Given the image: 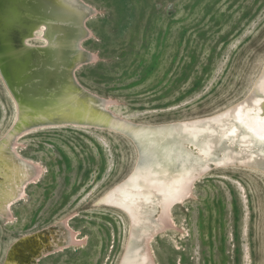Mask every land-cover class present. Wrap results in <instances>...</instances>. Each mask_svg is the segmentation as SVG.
Returning a JSON list of instances; mask_svg holds the SVG:
<instances>
[{"label": "rangeland", "instance_id": "1", "mask_svg": "<svg viewBox=\"0 0 264 264\" xmlns=\"http://www.w3.org/2000/svg\"><path fill=\"white\" fill-rule=\"evenodd\" d=\"M83 1L92 13L82 45L94 58L76 79L133 121L221 110L248 93L264 63V0ZM6 88L0 77V142L15 118ZM6 143L38 173L0 204V264H120L129 219L100 200L131 171L130 141L34 127ZM162 230L148 240L153 264H264V173L212 168Z\"/></svg>", "mask_w": 264, "mask_h": 264}, {"label": "bare ground", "instance_id": "2", "mask_svg": "<svg viewBox=\"0 0 264 264\" xmlns=\"http://www.w3.org/2000/svg\"><path fill=\"white\" fill-rule=\"evenodd\" d=\"M91 10L83 0H0V77L15 106L12 129L0 142V204L18 198L20 187L38 173L8 139L34 127L117 132L133 145L136 158L100 201L129 219L120 264H153L148 240L158 236L171 209L190 199L192 186L212 168L264 173V63L248 93L221 110L136 122L110 110V100L76 79L81 64L94 58L82 45L89 37Z\"/></svg>", "mask_w": 264, "mask_h": 264}]
</instances>
